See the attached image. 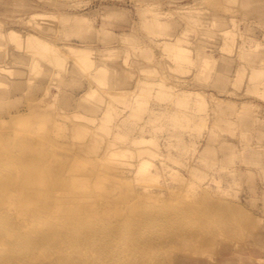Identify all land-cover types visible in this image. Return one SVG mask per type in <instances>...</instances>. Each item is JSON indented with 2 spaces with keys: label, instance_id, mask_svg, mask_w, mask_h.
I'll return each mask as SVG.
<instances>
[{
  "label": "rangeland",
  "instance_id": "1",
  "mask_svg": "<svg viewBox=\"0 0 264 264\" xmlns=\"http://www.w3.org/2000/svg\"><path fill=\"white\" fill-rule=\"evenodd\" d=\"M0 29V208L83 186L0 213V264H264V0H0Z\"/></svg>",
  "mask_w": 264,
  "mask_h": 264
},
{
  "label": "bare ground",
  "instance_id": "2",
  "mask_svg": "<svg viewBox=\"0 0 264 264\" xmlns=\"http://www.w3.org/2000/svg\"><path fill=\"white\" fill-rule=\"evenodd\" d=\"M33 21V20H32ZM30 22V21H29ZM31 23V22H30ZM35 23L36 24H39V22L37 23L36 21H35ZM2 27V26H1ZM1 30V29H0ZM11 32H14V40H18L19 39V37H17L16 35V33H15V31H12L11 30ZM4 33V32H3ZM2 33V34H3ZM10 32L8 31L7 32V34H9ZM0 34H1V32H0ZM5 35H6V33H4ZM16 34V35H15ZM19 34V33H18ZM21 34V33H20ZM35 35V34H34ZM2 36V35H1ZM7 36V35H6ZM11 36V33H10V35H9V37ZM12 36H13V34H12ZM18 36H20V35H18ZM22 36V35H21ZM30 36H33V34H30ZM3 37H5V36H3ZM3 37H0V38H2V39H4V40H6V41H8L7 39L9 38L8 36H7V38L5 39V38H3ZM18 39H17V38ZM26 38H24V40L26 39V41H27V43L29 44H31V42H32V40L31 41H29L31 38H29L28 39V35L27 36H25ZM21 38V37H20ZM33 38H35L34 36H33ZM32 38V39H33ZM37 38H39V37H36V40H37ZM10 39H12V38H9V41H10ZM14 40L12 41L11 40V42L13 43L14 42ZM23 40V41H24ZM34 40V39H33ZM35 40V41H36ZM41 42L43 41L42 39H39ZM25 41V42H26ZM34 41V42H35ZM10 42V44H12ZM33 42V43H34ZM39 42V41H38ZM18 44V43H20V42H15L14 43V45L15 44ZM24 43V42H23ZM26 43V44H27ZM33 43H32V45H33ZM8 44H9V42H8ZM16 44V46H14V47H16L17 49H18V45ZM28 45L29 46V48H26V49H30V50H35L34 48H36V50H37V45H36V42L34 43L37 47H35L34 46V48H30V46L31 45ZM41 44V43H40ZM47 44V43H46ZM20 46H21V44H19ZM13 46H11V47H13ZM25 47H27L26 45H24ZM48 47V46H47ZM73 48H77V50H74L75 52L76 51H78L79 52V50L81 49V51H84V49H83V47L82 48H80V47H73ZM38 49H39V47H38ZM36 50L34 51V53L36 52ZM56 50V49H55ZM73 50V49H72ZM41 51V50H40ZM40 51H38L37 50V54H38V52H40ZM46 51H48V48L46 49ZM46 51H41L42 53H43V55H46L45 53H46ZM73 51V52H74ZM88 52V50L86 49L84 52H85V55L81 52H79L80 54H83V56H81L80 54L79 55H76V56H79V58L78 57H75V56H73L74 54H75V52L73 53V52H71V53H73V54H71L73 57H75V61H76V59H78V61H76V62H80V61H82V59H83V61H84V57L86 56V58H85V60H87L88 58H90V56H91V58L93 57L92 55H90V54H88L87 52ZM33 52V51H32ZM45 52V53H44ZM53 53H55V52H53ZM88 55H87V54ZM90 53V52H89ZM39 54H41V53H39ZM60 56H61V54L60 53H58ZM58 54H54V55H56L57 56V58L58 59H60L59 58V55ZM76 54H78L77 52H76ZM70 55V56H71ZM55 56V57H56ZM81 56V57H80ZM72 57V59H74ZM61 60H63V57L61 56ZM82 58V59H81ZM45 113V112H44ZM37 113H33V115H35V116H38L39 117V113L36 115ZM42 114V113H41ZM40 114V115H41ZM33 115H28V116H30L31 118L33 117ZM47 115H48V113H47ZM48 116H50V115H48ZM30 118V119H31ZM42 118H43V116H42ZM46 118V117H45ZM48 118H50V117H48ZM47 118V119H48ZM21 119V118H20ZM29 119V117H27V119L25 118V119H23V121H22V119L21 120H18V121H22L23 123H24V121H26V120H28ZM33 119V118H32ZM31 119V120H32ZM36 119V117H34V119L33 120H35ZM38 119V118H37ZM15 120H13V122H14ZM41 121V120H40ZM28 123H32V122H29V121H27ZM37 122V121H36ZM15 123H16V121H15ZM18 123V122H17ZM58 123H60V122H57V124H56V122L54 123L53 122V125L54 124H56V125H58ZM19 124V123H18ZM61 124V123H60ZM56 125H54V126H56ZM61 126H63V124H61ZM61 126H60V129H62L61 128ZM56 127H58V126H56ZM55 127V128H56ZM58 129V128H57ZM63 129H66V126L63 128ZM33 137H31L30 139H32ZM36 139V138H35ZM38 139V138H37ZM40 139V138H39ZM38 139V140H39ZM42 139V138H41ZM44 140V139H43ZM45 140H47V138L45 139ZM32 141V140H31ZM34 141V140H33ZM32 141V142H33ZM65 141V140H64ZM37 142V141H36ZM41 143H42V141H40ZM43 142H45V141H43ZM132 165V167L135 165V163H134V165H133V163H131ZM59 166V165H58ZM60 167V166H59ZM131 167V168H132ZM133 171V170H132ZM61 187H64V186H57V188L58 189H61ZM83 188V186H75L74 187V189L76 190V193L75 194H73L70 198H69V200L68 201H61L60 203H55V204H51V202H45L44 203V205H42V206H40V207H35V209L32 211V210H29V213H30V215H28L26 212H23L24 210H22V211H20L19 213H17V201L16 202H13V201H9V202H4V203H2L1 204V208H0V213H3L5 216V218L7 219H5V221L7 222L8 221V224H12L11 226L13 227V230L15 231V232H17V222L18 223H23V222H26L27 220H29V217L30 216H32V217H37L40 213H49V211H51V210H55V211H57V212H60V213H63V212H67V211H69V210H71L72 208H73V205H75V203H78V200H79V197H76L77 195H79L78 194V192H80V191H77V190H81ZM38 191V190H37ZM169 191V190H168ZM38 192H40V191H38ZM160 192V191H159ZM16 193H17V191H16ZM150 193H152V192H150ZM154 193V192H153ZM152 193V194H153ZM161 193V192H160ZM163 193V192H162ZM27 193H24V195H26ZM152 194H150L151 196H152ZM43 195V194H42ZM150 195H148V196H150ZM27 196V195H26ZM150 196V197H151ZM140 197V196H139ZM142 197V196H141ZM76 200V201H75ZM75 201V202H74ZM119 209H120V207H119ZM18 214V215H17ZM142 215V214H141ZM140 215V216H141ZM153 216V215H152ZM143 217V216H142ZM153 218V217H152ZM143 219V218H142ZM140 221H141V218H140ZM60 225H56V227H59ZM66 226L64 225V224H62L61 223V226H60V228H65ZM4 233H6L5 232V230H3V229H0V236H3L4 235ZM14 234V233H13ZM253 246H254V244H253ZM252 248V247H251ZM259 248V247H258ZM239 249V248H238ZM256 250V249H255ZM258 254V253H257ZM255 256V255H254ZM259 257V256H258ZM246 262V261H245Z\"/></svg>",
  "mask_w": 264,
  "mask_h": 264
}]
</instances>
